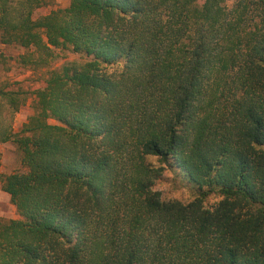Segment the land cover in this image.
Wrapping results in <instances>:
<instances>
[{"label": "trees", "instance_id": "trees-1", "mask_svg": "<svg viewBox=\"0 0 264 264\" xmlns=\"http://www.w3.org/2000/svg\"><path fill=\"white\" fill-rule=\"evenodd\" d=\"M0 0V42L46 67L0 88V264H264V0ZM53 121V122H51ZM156 161L158 163H156ZM197 190L154 188L167 166ZM210 195L220 200L207 204Z\"/></svg>", "mask_w": 264, "mask_h": 264}, {"label": "rangeland", "instance_id": "rangeland-1", "mask_svg": "<svg viewBox=\"0 0 264 264\" xmlns=\"http://www.w3.org/2000/svg\"><path fill=\"white\" fill-rule=\"evenodd\" d=\"M71 0H57L50 6H45L35 12V17L46 14L54 8L66 7ZM233 0L228 2L231 6ZM26 49L14 45H2L0 43V88L4 85H11L15 89H22L26 92L27 101L21 109L15 114L13 120V128L15 132H20L24 123L34 113L32 90L42 83V80L48 75V72L54 68H58L63 63L77 60L78 54H74L67 49H56V57L49 66L33 69L32 67H24L18 57L24 53ZM53 122V121H51ZM0 154L2 157V174L7 175L16 170H23L21 162V151L15 142L9 141L1 143ZM156 163H158L156 161ZM161 194L163 200H180L188 202L193 200L197 195L195 187L187 181L184 173L179 167L167 166L162 177L156 181L154 186ZM220 197L218 195H210L207 198V204H214ZM0 217L5 219L20 218L15 205L11 202L8 193L3 191L0 182Z\"/></svg>", "mask_w": 264, "mask_h": 264}, {"label": "crops", "instance_id": "crops-1", "mask_svg": "<svg viewBox=\"0 0 264 264\" xmlns=\"http://www.w3.org/2000/svg\"><path fill=\"white\" fill-rule=\"evenodd\" d=\"M57 1V0H56ZM51 5V4H50ZM50 5H47V6H50ZM45 7V6H44ZM50 12V11H49ZM48 12V13H49ZM47 14V13H46ZM1 43V42H0ZM2 45H6L7 46V44H3V43H1ZM15 46V45H14ZM0 145H1V143H0Z\"/></svg>", "mask_w": 264, "mask_h": 264}]
</instances>
